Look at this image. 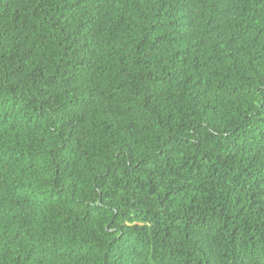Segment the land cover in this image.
<instances>
[{"label":"trees","instance_id":"1","mask_svg":"<svg viewBox=\"0 0 264 264\" xmlns=\"http://www.w3.org/2000/svg\"><path fill=\"white\" fill-rule=\"evenodd\" d=\"M0 264H264V0H0Z\"/></svg>","mask_w":264,"mask_h":264}]
</instances>
